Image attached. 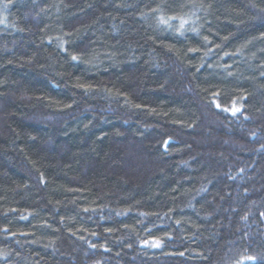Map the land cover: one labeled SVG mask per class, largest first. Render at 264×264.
Returning <instances> with one entry per match:
<instances>
[{"label":"trees","instance_id":"1","mask_svg":"<svg viewBox=\"0 0 264 264\" xmlns=\"http://www.w3.org/2000/svg\"><path fill=\"white\" fill-rule=\"evenodd\" d=\"M0 264H264V0H0Z\"/></svg>","mask_w":264,"mask_h":264},{"label":"snow or ice","instance_id":"2","mask_svg":"<svg viewBox=\"0 0 264 264\" xmlns=\"http://www.w3.org/2000/svg\"><path fill=\"white\" fill-rule=\"evenodd\" d=\"M161 22H162V23H166V21H164L163 18H161ZM73 59L75 60L76 57H73ZM234 111H239V109H235Z\"/></svg>","mask_w":264,"mask_h":264}]
</instances>
